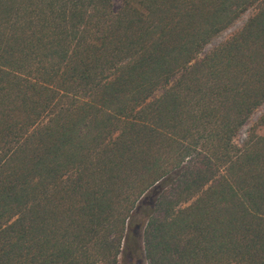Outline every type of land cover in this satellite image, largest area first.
<instances>
[{
  "label": "trees",
  "instance_id": "obj_1",
  "mask_svg": "<svg viewBox=\"0 0 264 264\" xmlns=\"http://www.w3.org/2000/svg\"><path fill=\"white\" fill-rule=\"evenodd\" d=\"M263 102L264 0H0V264H264Z\"/></svg>",
  "mask_w": 264,
  "mask_h": 264
},
{
  "label": "rangeland",
  "instance_id": "obj_2",
  "mask_svg": "<svg viewBox=\"0 0 264 264\" xmlns=\"http://www.w3.org/2000/svg\"><path fill=\"white\" fill-rule=\"evenodd\" d=\"M113 3V8H116L119 4V0H112ZM252 12V10H248L246 12H244L231 26H229L228 28H226L219 36H217L214 40H212L211 43L207 44L203 51H206L207 49H209L213 44H215L216 42L222 40L223 38H225L226 36H228L230 33H232L234 30H236L237 28H239L242 24V22L244 21V19ZM264 110V102L258 106L257 108H255L252 113L249 115V117L246 119V121L244 122V124L240 127L238 134L235 136L234 138V142L236 143H240L241 140L245 137L247 131L254 126L258 116L262 113V111ZM256 133L258 134H263L264 133V128L259 127V128H255ZM131 260V258L125 259L124 261L120 262L119 264H129L128 262ZM132 261V260H131ZM131 264H144L143 261L141 262H132Z\"/></svg>",
  "mask_w": 264,
  "mask_h": 264
}]
</instances>
